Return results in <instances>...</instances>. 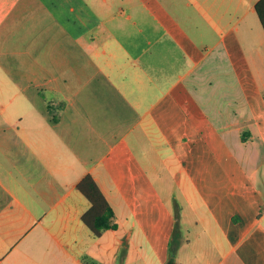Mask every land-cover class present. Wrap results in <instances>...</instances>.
<instances>
[{"label": "crops", "instance_id": "1", "mask_svg": "<svg viewBox=\"0 0 264 264\" xmlns=\"http://www.w3.org/2000/svg\"><path fill=\"white\" fill-rule=\"evenodd\" d=\"M258 1L0 0V264H116L124 239L123 264H165L158 165L192 207L190 264H264ZM86 175L117 225L100 237Z\"/></svg>", "mask_w": 264, "mask_h": 264}, {"label": "rangeland", "instance_id": "2", "mask_svg": "<svg viewBox=\"0 0 264 264\" xmlns=\"http://www.w3.org/2000/svg\"><path fill=\"white\" fill-rule=\"evenodd\" d=\"M218 157L220 158L221 162H231L232 158L229 157V153L226 151H219L218 153ZM154 175L162 178V177H167L168 182L163 183V184H156L153 183L151 184V187L153 189V191H155L154 189L157 190V192L164 194L165 195V199H162V201H158V203H162L163 205H166L167 208H170L171 211L173 213H175L176 218H177V224L179 225L178 230H177V235H176V241L175 244L170 245V247L168 248L167 252L169 253V255L171 253H174L175 256H179V257H187L189 260L188 261H183V264H190V259H197V256H200V252L195 253L191 247H187L184 248L185 245L182 242V237L184 238L187 234V232L185 231V226L188 225L190 223V215L193 213L192 212V207L189 206L181 197L180 195V191L178 189V186L175 183H170L171 181L168 178V173L165 171V169L161 166L158 165V167L155 169ZM240 177L242 178V180L244 179V174L240 173ZM183 214V216H182ZM186 215L188 216L186 218ZM200 228L194 227L192 228V232L189 234L190 239L193 238V236L196 234L197 231H200ZM188 235V234H187ZM185 239V238H184ZM157 251L161 252L164 254L165 249L161 246L156 245L154 247ZM154 248H150L147 246V248L143 247V251L145 253V251H149V253L147 254L148 259L151 258V256H153L154 253ZM214 256H217V254L215 253ZM151 264H159L156 259L154 261H151Z\"/></svg>", "mask_w": 264, "mask_h": 264}, {"label": "trees", "instance_id": "3", "mask_svg": "<svg viewBox=\"0 0 264 264\" xmlns=\"http://www.w3.org/2000/svg\"><path fill=\"white\" fill-rule=\"evenodd\" d=\"M255 11L264 30V0L255 4ZM77 190L90 203L89 209L82 215V222L95 237H100L105 230H115L114 212L99 186L90 175H86L77 184ZM177 231L173 234L172 244H175ZM127 251V241L123 240L121 249L117 255L116 264H123ZM175 255L171 253L165 264H174Z\"/></svg>", "mask_w": 264, "mask_h": 264}]
</instances>
